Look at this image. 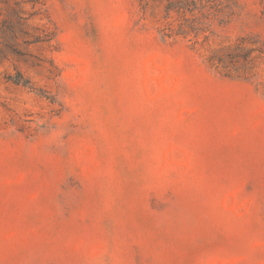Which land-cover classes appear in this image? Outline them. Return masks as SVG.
Listing matches in <instances>:
<instances>
[{
	"label": "rangeland",
	"instance_id": "obj_1",
	"mask_svg": "<svg viewBox=\"0 0 264 264\" xmlns=\"http://www.w3.org/2000/svg\"><path fill=\"white\" fill-rule=\"evenodd\" d=\"M0 264H264V0H0Z\"/></svg>",
	"mask_w": 264,
	"mask_h": 264
},
{
	"label": "trees",
	"instance_id": "obj_2",
	"mask_svg": "<svg viewBox=\"0 0 264 264\" xmlns=\"http://www.w3.org/2000/svg\"><path fill=\"white\" fill-rule=\"evenodd\" d=\"M172 7V5L171 4H169L168 6H167V9H170ZM227 75H229V73H226Z\"/></svg>",
	"mask_w": 264,
	"mask_h": 264
}]
</instances>
